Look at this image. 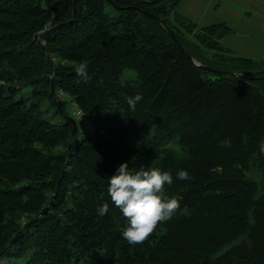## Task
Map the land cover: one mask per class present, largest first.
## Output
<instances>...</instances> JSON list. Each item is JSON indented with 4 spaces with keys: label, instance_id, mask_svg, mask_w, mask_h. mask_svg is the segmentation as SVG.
Segmentation results:
<instances>
[{
    "label": "trees",
    "instance_id": "16d2710c",
    "mask_svg": "<svg viewBox=\"0 0 264 264\" xmlns=\"http://www.w3.org/2000/svg\"><path fill=\"white\" fill-rule=\"evenodd\" d=\"M111 1L125 9L78 0L74 23L39 36L53 61L62 110L66 95L91 129L76 143L77 128L49 213L24 228L49 204L73 131L70 122L42 116V101L59 112L51 67L34 35L71 20L73 0H0V253L11 241L0 261L264 264V63L220 46L229 33L223 25L194 33L176 11L182 0ZM105 5L118 11L116 18ZM164 27L201 65L252 79L195 66ZM211 40L218 42L209 49L219 61L212 63L223 68L186 47L200 54ZM81 61L88 65L87 82L74 70ZM136 94L142 99L132 109L127 99ZM226 139L230 147L221 146ZM121 163L130 172H170L164 194L180 203L136 246L123 239L127 220L107 194L108 178ZM178 170L192 179H177ZM104 203L109 212L99 216Z\"/></svg>",
    "mask_w": 264,
    "mask_h": 264
},
{
    "label": "clouds",
    "instance_id": "9594fccd",
    "mask_svg": "<svg viewBox=\"0 0 264 264\" xmlns=\"http://www.w3.org/2000/svg\"><path fill=\"white\" fill-rule=\"evenodd\" d=\"M86 61L79 62L75 67L76 74L87 82L91 77L87 71ZM4 81H0L3 84ZM142 99L140 94L129 97L127 103L134 109ZM84 114L81 113L80 119ZM221 146L230 147L231 141H221ZM259 151L264 155V140L259 144ZM177 179L191 180L186 170L177 171ZM173 178L170 172L157 168L146 170L140 167L134 172L129 171L128 163H121L116 172L108 178L107 194L111 203L120 210L127 220L122 232L123 239L132 246L143 244L161 223L170 220L180 208L179 201L164 194L165 184L171 185ZM99 216L109 212L108 203L97 208Z\"/></svg>",
    "mask_w": 264,
    "mask_h": 264
},
{
    "label": "crops",
    "instance_id": "0c3cea01",
    "mask_svg": "<svg viewBox=\"0 0 264 264\" xmlns=\"http://www.w3.org/2000/svg\"><path fill=\"white\" fill-rule=\"evenodd\" d=\"M176 11L194 33L225 26L229 33L219 41L224 49L264 63V0H182Z\"/></svg>",
    "mask_w": 264,
    "mask_h": 264
},
{
    "label": "water",
    "instance_id": "95a60500",
    "mask_svg": "<svg viewBox=\"0 0 264 264\" xmlns=\"http://www.w3.org/2000/svg\"><path fill=\"white\" fill-rule=\"evenodd\" d=\"M77 1L78 0H73V18L71 20H68V21H65V22H62L60 24H58L57 26L53 27V28H50V29H45L43 31H40L38 33H36L34 35V40L41 46V48L45 51V48L43 46V44L40 42L39 40V36L40 35H43V34H46V33H49L50 31L56 29V28H59V27H63L65 25H69V24H72L76 21V7H77ZM114 9L116 10H121V9H125L124 7H119L117 5H115L111 0H106ZM139 12H143L145 14H148L150 16H152L154 19H156L162 26H163V23H162V20L159 19V18H156L155 16L147 13V12H144V11H141L139 10ZM165 31L167 32V35L170 37V39L172 40V42L174 44H176V46H178L179 50L181 51V53L186 56V58H188L195 66H198L200 67L201 69L203 70H206L208 72H211V73H214V74H218V75H227V76H231V77H236V78H244V79H252L251 77H248V76H245V75H241V74H236V73H233V72H230V71H222V70H217V69H214V68H211L209 66H205V65H201L200 63L196 62L194 59H192L185 51L184 49L181 47V45L178 43L176 37H175V32L173 30H171L170 28L168 27H164ZM218 44L217 41L215 40H211L209 42H207L206 46L208 48H214L216 47V45ZM45 54L47 56V59L49 61V64H50V67H51V74H50V79H51V93L52 95L54 96L55 100L57 101V109H58V112L59 114L62 116V118L67 121V122H70L72 124V128H73V131L71 133V136H70V139H69V142H68V146L65 150V153H64V158H65V163L64 165L62 166V169H61V173H60V176L58 178V181H57V184H56V187H55V190L51 196V200L49 202V204L44 208L42 209L39 214H37L30 222H28L25 226L27 227L28 225L32 224L36 219H38L39 217L41 216H44L46 214L49 213L50 209H51V206L53 205L54 203V197H55V194L60 186V182L62 180V177L65 173V170H66V167H67V160H68V154H69V151L71 149V143H72V140L76 137L77 135V124L75 122L74 119L72 118H69L65 115L64 111L62 110V102L60 100V97L58 94H56V92L54 91V88H53V61L52 59L50 58L49 54L45 51ZM263 72V71H262ZM259 73V72H257ZM16 236V235H15ZM11 245V241L9 242V244L5 247V249L0 253V258L2 256V254L10 247ZM202 264H208L206 260H204L202 262Z\"/></svg>",
    "mask_w": 264,
    "mask_h": 264
},
{
    "label": "rangeland",
    "instance_id": "374dc122",
    "mask_svg": "<svg viewBox=\"0 0 264 264\" xmlns=\"http://www.w3.org/2000/svg\"><path fill=\"white\" fill-rule=\"evenodd\" d=\"M104 11L110 18H116L117 15H118V11L114 10L113 8H111V7L107 6V5H105ZM186 37H187V39L193 41V38H192V36L190 34H188V36H186ZM220 46H222V45L220 44ZM186 47L188 49H190L191 51H193V55L203 57V59L206 60L207 64H209V65L211 64L213 66H218L219 68H223V65H216V64L212 63V61L219 62L217 60V58H212V56L215 53H217V51H215L213 49H209V48H207L205 46H201L197 50V51H200L199 52L200 54H198L188 44H186ZM215 55H218V54H215ZM234 56H237V55L234 54ZM135 77H136V73L132 71L131 72V78L134 79ZM122 78H124V75H122ZM28 90H29L28 87L22 88V91H24L25 93H27ZM17 97H20V95H18ZM61 99L64 100V102H65V110H64L65 115L67 117H69V118L74 119L77 122V128H78V135L76 137V139H77L76 143H77L83 138V136H85V135H87L89 133V131L91 129L90 125H89L88 121L85 119L84 116H82V118L80 119L81 114L78 112L76 106L71 102L70 98H67L66 95H62ZM54 111L55 110H54L53 107H48L47 101H42V103H41V112H42L43 118L47 119L48 121H50L51 123H54V124L63 123L64 119L62 118V116L59 113L56 114ZM25 259L26 258L21 259L20 263H23L25 261ZM0 264H6L5 260H1Z\"/></svg>",
    "mask_w": 264,
    "mask_h": 264
}]
</instances>
